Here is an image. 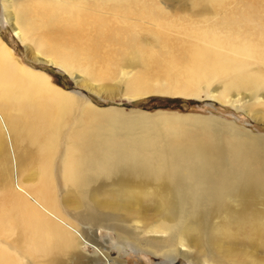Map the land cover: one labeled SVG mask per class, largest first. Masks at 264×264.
I'll list each match as a JSON object with an SVG mask.
<instances>
[{
	"label": "bare ground",
	"instance_id": "6f19581e",
	"mask_svg": "<svg viewBox=\"0 0 264 264\" xmlns=\"http://www.w3.org/2000/svg\"><path fill=\"white\" fill-rule=\"evenodd\" d=\"M212 1L220 8L226 2ZM98 3L102 10L120 17L107 18L92 11L84 0L82 4L77 0H3L2 6L7 20L15 21L23 41L31 40L38 52L53 55V62L66 69L75 67L86 74L102 75L117 61L116 57L130 54L134 60L140 59L145 69L130 79L129 88L144 85L149 71L154 69L167 76L169 89L187 95L196 94L200 83L217 77L227 79L226 91L264 89V2L248 0L242 10H231L207 27L184 16L167 18L163 11L151 6L150 0ZM8 47L0 36V108L14 136L39 150L38 182L32 191L42 197L47 209L32 201L38 208L59 212L49 197L53 192L52 155L60 143L69 142L59 170L84 197L85 210L78 215L80 221L110 222L124 228L125 218L100 214L84 193L98 178L119 179L123 183L133 178L150 185L156 182L162 188L165 198L157 211L164 215L160 223L166 236L143 239L157 250L159 246L174 247L180 243L179 249H165L162 254L177 250L190 256L181 236L198 234L197 241L205 245L216 228L213 218H221L220 224L233 238L248 230L258 243L264 241L262 136L214 117L201 116L174 118L141 113L136 118L109 123L106 128L92 127L88 115L98 117L105 112L86 109L76 113L78 106H84L82 102L49 85L47 76L17 66ZM215 98L224 99L221 95ZM122 126L129 130L122 132ZM23 150L30 151L28 147ZM8 173L4 164L0 172L5 179V192L0 197V235L20 229L19 240L25 245L16 249V255L17 251L30 254L63 244L72 246L75 242L56 221L58 215L48 217L33 204H23L24 195L19 191L27 190L20 188L15 192L9 188ZM28 210L35 217L31 218ZM40 218L46 220V225ZM65 226L72 231L71 226ZM132 235L134 240L139 239L137 234ZM10 252L0 247V264H19ZM207 256L214 254L209 251Z\"/></svg>",
	"mask_w": 264,
	"mask_h": 264
},
{
	"label": "rangeland",
	"instance_id": "374dc122",
	"mask_svg": "<svg viewBox=\"0 0 264 264\" xmlns=\"http://www.w3.org/2000/svg\"><path fill=\"white\" fill-rule=\"evenodd\" d=\"M77 1L81 4L83 2V0ZM84 1L88 2V9L103 13L107 18L120 17L113 11L102 10L98 3L100 0ZM225 1L222 8L212 0H150V4L155 10L163 11L167 18L184 16L192 23L207 27L231 10V12L242 10L244 3L248 0ZM255 1L264 2V0ZM2 5L3 0H0V36L9 46L8 49L16 65H23L32 72L47 76L49 85L82 102L84 106H78L75 109L78 111L76 113L86 109L99 113L105 112L98 117L88 115L92 127L106 128L109 123L119 122L127 117L136 118L141 113L174 118L201 116L217 118L242 131L260 135L264 139V89L257 92L235 88L226 91L227 79L217 77L200 83L196 94L187 95L169 89L171 85L167 82V76L158 74L152 69L144 85L134 87L130 85V88L141 89L140 92H136L128 87V83L134 75L145 69L140 59L134 60L135 58L130 54L121 58L118 56L117 61H113L114 66L112 63L102 74L105 76L96 75L94 72H89L87 75L80 68L75 67L66 69L54 63L53 55L38 52L31 40L23 41L15 21L11 18L7 20ZM174 88H180V85H175ZM219 95L224 97L223 101L215 98ZM159 128L162 129L163 125H159ZM120 130L125 132L129 129L122 126ZM135 130L138 128L136 127ZM68 132L69 129L66 133ZM0 135V172L5 164L9 170L6 177L9 188L15 192H18L20 188L27 190L28 193L19 191L24 195L21 199L23 204L28 202L38 208L36 204L41 203L45 207L42 197L40 198L32 191L38 182L40 158L37 153L39 150L34 144H27L26 141L19 138L18 140L14 136L1 108ZM69 146V142L60 143L57 152L52 155L53 192L49 197H52L50 201L57 205L59 212L55 214L56 211L45 212L39 208L40 212H45L48 217L53 213L55 217L58 215L56 221L70 232L75 243L72 246L63 244L65 247H51L45 251L35 250L30 254L17 251V256L16 249L25 244L19 240L20 229L15 228L7 235H0V247L11 251L10 253L18 258L19 264H49L51 261L57 264H101L103 259L100 253L114 264H264V241L261 244L258 243L248 230L242 231L237 238H233L226 226L220 224L221 218H213V225L216 228L205 245L197 241L198 234L190 232L187 237L181 236L180 241L185 244L183 247L190 256H184L177 250L169 255L162 254L161 251L165 249H179L180 243L174 247L159 246V250L149 245L150 243H144L143 239L166 236L160 223L164 215L157 211V207H160L165 197L162 195V188L156 182L150 185L149 182H140L133 178L127 179L124 183L119 179L98 178L88 186L84 196L88 195L89 204L94 206L93 208L100 214L125 218L124 228L116 227L110 222L97 224L80 221L78 215L83 214L85 210L84 197L79 190L67 182L63 171L59 170L65 149ZM24 147L29 148V153L23 150ZM4 182L5 179L3 180L0 174V197L5 192ZM32 201L37 203L34 204ZM28 212L31 218L35 217L33 211L28 210ZM43 220L46 221L40 218L41 223L46 225ZM65 223L72 227V231L65 226ZM225 231L226 234H223ZM133 233L138 235V240H134ZM209 251L214 254V257L207 256Z\"/></svg>",
	"mask_w": 264,
	"mask_h": 264
},
{
	"label": "built area",
	"instance_id": "2783aa9c",
	"mask_svg": "<svg viewBox=\"0 0 264 264\" xmlns=\"http://www.w3.org/2000/svg\"><path fill=\"white\" fill-rule=\"evenodd\" d=\"M100 254H101L102 258H103V260L100 259L101 260V264H114V262L108 261V259L102 253H100Z\"/></svg>",
	"mask_w": 264,
	"mask_h": 264
}]
</instances>
